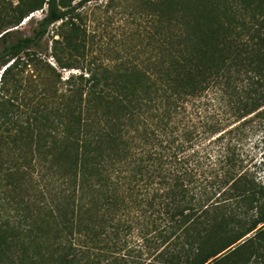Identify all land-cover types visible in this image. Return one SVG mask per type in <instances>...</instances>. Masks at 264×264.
Masks as SVG:
<instances>
[{
    "label": "trees",
    "instance_id": "1",
    "mask_svg": "<svg viewBox=\"0 0 264 264\" xmlns=\"http://www.w3.org/2000/svg\"><path fill=\"white\" fill-rule=\"evenodd\" d=\"M9 1L0 69L57 22L75 50L76 12L99 0ZM141 2L151 31L135 61L72 74L52 110L45 89L0 100L4 122L37 137L0 152V264H229L264 234L243 157L249 116L264 117V0ZM45 6L33 36L7 31ZM135 233L153 260L131 254Z\"/></svg>",
    "mask_w": 264,
    "mask_h": 264
},
{
    "label": "rangeland",
    "instance_id": "2",
    "mask_svg": "<svg viewBox=\"0 0 264 264\" xmlns=\"http://www.w3.org/2000/svg\"><path fill=\"white\" fill-rule=\"evenodd\" d=\"M79 1L76 0L73 4ZM16 4L17 1L0 0V28L10 21L13 14L10 6L14 7ZM141 5L143 6L141 0H99L84 4L76 12L80 14V18L75 19L80 31L75 50H72L75 42L69 46L65 39L69 27L62 22L51 25L39 47L30 50L31 54L24 53L15 63V60H11L9 64L1 67L0 100L18 98V103H23L26 98L36 100L44 94L42 90L45 89L51 96L49 110H52L55 107L56 90L65 88V80L72 74H80L82 69L89 67L103 68L118 66L125 60L135 61L137 51L141 47L143 30L148 33L147 36L151 31L148 15L140 13L143 10ZM43 10L30 14L18 26L7 31H17L20 36H33L38 22L45 16L46 6ZM10 64L11 67L5 74L4 70ZM249 117L252 122L251 131L244 142V164L251 172L250 177L257 182L255 189L264 193V117ZM19 129L16 124L8 126L0 117V152L4 153L5 158L13 154H10L13 148L23 149L31 144L35 148L37 137H24ZM14 136L16 142L13 143ZM262 202L260 212L264 216V194ZM248 211L250 224L259 210L251 206ZM257 229L225 252H231L254 237ZM136 234L128 238L129 245L135 248L131 254L136 256L134 258L153 260L156 253L152 251V244L143 242ZM234 262L264 264V234L254 237L251 243L238 253L237 258L231 256L228 263L235 264Z\"/></svg>",
    "mask_w": 264,
    "mask_h": 264
}]
</instances>
